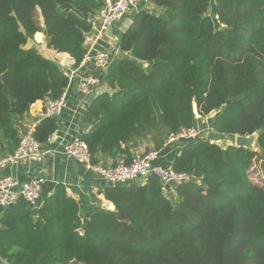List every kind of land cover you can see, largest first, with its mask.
Segmentation results:
<instances>
[{
  "label": "trees",
  "instance_id": "16d2710c",
  "mask_svg": "<svg viewBox=\"0 0 264 264\" xmlns=\"http://www.w3.org/2000/svg\"><path fill=\"white\" fill-rule=\"evenodd\" d=\"M151 1L164 12L136 14L117 43L126 55L105 76L115 91L86 111L94 125L81 138L93 162L100 152L129 160L127 143L153 133L161 148L168 133L196 123L194 105L201 116L223 107L211 119L216 133L261 130L264 155V0H217L212 14L211 0ZM98 8L95 0H0V130L8 142L18 145L15 123L33 103L59 98L69 84L55 61L26 43L45 31L47 46L78 65ZM57 128L45 118L36 138L46 144ZM254 156L241 146L189 140L172 167L195 179L175 188L177 202L149 176L145 184L106 186L116 210L86 222L57 185L40 219L25 204L4 210L0 264H264V186L250 177Z\"/></svg>",
  "mask_w": 264,
  "mask_h": 264
},
{
  "label": "crops",
  "instance_id": "0c3cea01",
  "mask_svg": "<svg viewBox=\"0 0 264 264\" xmlns=\"http://www.w3.org/2000/svg\"><path fill=\"white\" fill-rule=\"evenodd\" d=\"M217 4V0L210 1L209 14L214 12V7ZM99 9V8H98ZM98 9L91 17L93 22V30L85 35L84 47L88 48V45L96 37L94 28L98 24ZM145 10L150 13L162 14L164 9L157 6L151 0L143 2L138 8L134 9L131 13L127 14L121 21L113 26V32L117 35V39L111 37L101 36L100 44L103 48L111 49L112 53L117 52V56H120L121 52L117 48L119 37L129 28L133 23L136 14L139 11ZM40 12V10H39ZM40 21L44 27L43 17L41 12L39 13ZM95 17V18H94ZM47 37L45 31L37 32L33 38H31L26 45L25 49L35 48L46 58H49L57 63L60 69L64 72L65 69L75 70L78 65L75 63V59L68 53L58 52L53 48L47 46ZM104 45V46H103ZM116 56V54H115ZM89 67L93 68L92 65ZM77 80L71 82L67 88V103L63 110L62 117L59 121L57 130L52 134L46 144H44L45 153L38 158H30L25 161L13 164L0 172V175L11 174L18 177H26L28 175H39L45 178V184L43 187V193L40 202L36 208L33 209V217L40 219L38 209L43 205L44 200L55 193L57 185H64L67 193L70 197L75 199L79 205V216L82 222H86L93 213L100 210H107L114 212L115 205L112 201L106 199L103 190L106 186H110L104 179L96 175L92 170L85 167L83 164L76 161L74 158L68 157L63 152V147L66 142L73 137L82 136V134L89 132L93 125L94 120L86 118L85 104L86 98L77 93ZM115 91L114 88L109 86L104 79V82L96 90V97L102 93L108 92L112 94ZM95 97V99H96ZM47 98L41 99L33 103L30 108L25 112L22 118H19L15 123L17 129L18 138L21 131L28 122H32L38 119L40 113L44 110ZM90 108V107H89ZM197 117L201 115L197 114ZM210 117H206L211 124ZM198 122V120L196 121ZM198 125V124H196ZM212 130V127L210 126ZM155 134L145 135L144 137H135L132 141L127 143L129 148L130 157L138 153H144L156 147L154 141ZM164 140L159 148V157L156 163L164 167H172L175 158L181 153L184 143H178L173 146H165ZM125 147V145H124ZM16 148V145L8 142L2 135L0 130V156L12 152ZM122 157H127L123 153H118L115 156L110 154H104L100 152L98 154V162L104 164H111L116 162ZM138 183L145 184L147 180L140 179L136 181ZM176 188V187H175ZM171 187L168 191H164L167 196L177 202L179 196L176 189ZM25 203H23L24 205ZM4 210L0 207V218L3 216Z\"/></svg>",
  "mask_w": 264,
  "mask_h": 264
},
{
  "label": "built area",
  "instance_id": "2783aa9c",
  "mask_svg": "<svg viewBox=\"0 0 264 264\" xmlns=\"http://www.w3.org/2000/svg\"><path fill=\"white\" fill-rule=\"evenodd\" d=\"M95 1L99 3L98 24L94 26L96 37L88 45L78 67L75 70L65 69L64 71V74L69 78V84L77 80V93L81 96L90 94L102 85L108 69L116 57L111 49H98L103 29L113 27L139 5L149 0ZM89 65H92L93 68ZM66 103V91L57 99L47 98L44 110L38 119L28 122L24 126L16 148L12 152L0 156V172L13 164L30 158L41 157L45 153L44 144L36 138L37 126L45 118H53L59 121ZM199 136L200 132L195 123L192 126L181 127L178 131L168 133L164 145L173 146L178 143H185ZM63 152L66 156L74 158L92 170L110 186L129 184L140 179L147 180L149 176H155L159 179L163 190L168 191L171 187L175 188L195 179L189 173L178 172L173 167H164L156 163L160 154L156 148L133 155L129 160L127 157H122L111 164L94 163L93 155L87 143L80 136H76L65 143ZM170 181H174L176 185H170ZM44 184L45 178L39 175H28L24 178L11 174L0 175V207L6 209L21 200L29 208H36L40 202Z\"/></svg>",
  "mask_w": 264,
  "mask_h": 264
},
{
  "label": "rangeland",
  "instance_id": "374dc122",
  "mask_svg": "<svg viewBox=\"0 0 264 264\" xmlns=\"http://www.w3.org/2000/svg\"><path fill=\"white\" fill-rule=\"evenodd\" d=\"M115 54L117 56V52L116 53L114 52V55ZM125 55H126L125 53H121L120 56H125ZM222 110H223V107L213 111L211 114L207 116H201L202 118H200V117H197V114H198L197 108H196V105H194L196 121L198 120L196 124H198L197 127L200 132L199 137H202L204 139H209L213 142H216L222 148L226 149L230 145H237V140H236L237 135L229 136V135H223V134L214 132L213 130L210 129L211 124L209 120L207 121L206 119V117H210L212 115L213 117L216 116L218 113H221ZM242 147L255 152V156L252 161V166L250 168V177L253 179L255 183L259 184L260 186H264V155L262 151L260 150V148L258 147L256 134H253V142L250 146H242Z\"/></svg>",
  "mask_w": 264,
  "mask_h": 264
},
{
  "label": "water",
  "instance_id": "95a60500",
  "mask_svg": "<svg viewBox=\"0 0 264 264\" xmlns=\"http://www.w3.org/2000/svg\"><path fill=\"white\" fill-rule=\"evenodd\" d=\"M86 16H88V15L86 14ZM113 30L114 29H113L112 26H110V27H108L106 29H103L102 36H106V37H108V39H109V37L113 38L114 40L117 39V35L114 34ZM98 49H103L102 44H100V42H99V45H98ZM84 97L86 98V101H87V103L85 104V108L89 109V107L93 104V102L95 100L96 90L94 89L93 92H91L90 94H88V95H86ZM260 133H261V130H257L254 134H256V136L258 138ZM236 140H237V145L236 146H241V147L242 146H250L252 144V141H253V135H249V136L237 135ZM169 184L173 185V186L176 185V183L174 181H170ZM21 205H23V202L21 200H19L15 204V206H21ZM119 219L120 220H126V216L124 214H120L119 215ZM71 264H79V262L74 260V261L71 262Z\"/></svg>",
  "mask_w": 264,
  "mask_h": 264
},
{
  "label": "bare ground",
  "instance_id": "6f19581e",
  "mask_svg": "<svg viewBox=\"0 0 264 264\" xmlns=\"http://www.w3.org/2000/svg\"><path fill=\"white\" fill-rule=\"evenodd\" d=\"M253 142V141H252Z\"/></svg>",
  "mask_w": 264,
  "mask_h": 264
}]
</instances>
